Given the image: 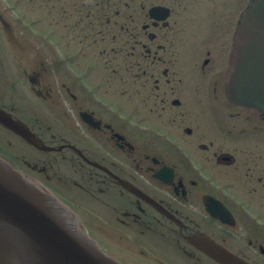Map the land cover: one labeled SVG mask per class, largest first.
<instances>
[{
  "label": "flooded vegetation",
  "instance_id": "af4514ba",
  "mask_svg": "<svg viewBox=\"0 0 264 264\" xmlns=\"http://www.w3.org/2000/svg\"><path fill=\"white\" fill-rule=\"evenodd\" d=\"M253 1L0 0V108L46 147L0 125V156L93 219L118 263L220 264L191 243L206 240L264 264V114L225 89ZM61 98L77 111L54 112Z\"/></svg>",
  "mask_w": 264,
  "mask_h": 264
},
{
  "label": "water",
  "instance_id": "95a60500",
  "mask_svg": "<svg viewBox=\"0 0 264 264\" xmlns=\"http://www.w3.org/2000/svg\"><path fill=\"white\" fill-rule=\"evenodd\" d=\"M226 94L232 103L264 114V0H255L244 11L226 71ZM0 124L28 144L46 149L3 109ZM50 196L55 198L0 158V264H118L101 253L73 214L52 203ZM191 243L220 264H243L206 240Z\"/></svg>",
  "mask_w": 264,
  "mask_h": 264
},
{
  "label": "rangeland",
  "instance_id": "374dc122",
  "mask_svg": "<svg viewBox=\"0 0 264 264\" xmlns=\"http://www.w3.org/2000/svg\"><path fill=\"white\" fill-rule=\"evenodd\" d=\"M8 48H11V46L7 45L6 47L4 46L2 40L0 39V87H3L7 84V78H9L14 72H15V67H14V64H15V60L14 58L11 56L10 54V51H8L7 49ZM20 87V86H19ZM22 88V87H20ZM27 89H28V84H27ZM26 89V90H27ZM28 93H29V96H32L33 97V103L36 104V105H42V102L38 99H34V96L33 94L31 93V91L27 90ZM55 93H57L58 89H55L53 90ZM112 91V89H110L109 93ZM103 92V90H102ZM101 92V93H102ZM114 95H111L109 97H112ZM61 100V103H59L58 105H52V108H53V111L54 112H62V105L64 106V108H66L67 112H76V108H75V105H70L69 104V101L67 102L66 100H63L62 98L60 99ZM61 106V107H60ZM48 109L49 106H47ZM4 137V136H3ZM7 140H13L10 136H7ZM0 145H3L0 144ZM18 148V151H24L25 153H30V150L28 148H26L25 146H23L22 144H18V146L16 147ZM16 148H13L14 150H17ZM20 148V150H19ZM84 220L86 219V225L88 227V233L89 235L93 238L95 232H92L91 228H93V224H94V220L91 219L89 216H84ZM96 234V233H95ZM99 238H101V234L99 233L98 234ZM101 249L108 253L107 250L109 251V249L107 247H104L102 248L101 246Z\"/></svg>",
  "mask_w": 264,
  "mask_h": 264
},
{
  "label": "bare ground",
  "instance_id": "6f19581e",
  "mask_svg": "<svg viewBox=\"0 0 264 264\" xmlns=\"http://www.w3.org/2000/svg\"><path fill=\"white\" fill-rule=\"evenodd\" d=\"M0 109H3V108H0ZM4 110V109H3ZM7 112V111H6ZM10 115H11V113L10 112H8ZM11 117H12V115H11ZM13 118V117H12ZM14 119V118H13ZM15 120H17V119H15ZM17 121H20V120H17ZM22 122V121H21ZM23 123V122H22ZM1 125V124H0ZM25 125V124H24ZM2 126V125H1ZM25 127L29 130V128L25 125ZM30 131V130H29ZM0 136H4V133H2V131L0 132ZM20 173V172H19ZM21 174V173H20ZM30 180V179H29ZM31 181V180H30ZM31 182H33V181H31ZM34 183V186H36V187H38L39 189H42V188H40L35 182H33ZM43 190V189H42ZM44 191V190H43ZM46 192V191H45ZM47 193V192H46ZM52 195V194H51ZM44 196V195H43ZM53 196H56V195H54L53 194ZM45 197V196H44ZM49 198V197H48ZM49 200H51V202L52 203H56V204H59L60 206H63L62 205V203L60 202V200H56L55 198H51V196H50V198H49ZM63 209H65L66 207L65 206H63L62 207ZM66 210L68 211V209L66 208ZM69 212V211H68ZM73 214V213H72ZM73 216L75 217V219L77 220L78 219V217H77V215L75 216L74 214H73ZM76 220H74L75 221V224H76ZM83 229V228H82ZM84 230V233H85V235L91 240V243L101 252V253H103L104 255H106L107 257H109L110 259H112L110 256H108L102 249H101V247L96 243V241L95 240H92L91 238V236L89 235V233L85 230V229H83ZM83 234V233H82ZM84 235V234H83ZM113 260V259H112ZM113 261H115V260H113ZM116 262V261H115ZM219 262V261H218ZM118 263V262H117ZM118 264H121V263H118Z\"/></svg>",
  "mask_w": 264,
  "mask_h": 264
}]
</instances>
